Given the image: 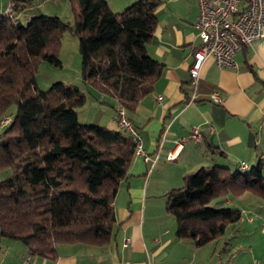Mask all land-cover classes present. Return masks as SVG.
Segmentation results:
<instances>
[{
  "label": "trees",
  "instance_id": "16d2710c",
  "mask_svg": "<svg viewBox=\"0 0 264 264\" xmlns=\"http://www.w3.org/2000/svg\"><path fill=\"white\" fill-rule=\"evenodd\" d=\"M81 76L133 112L162 72L146 44L157 25L160 0H135L113 11L106 0H71ZM29 0H9L0 14V118L17 108L0 133V236L19 239L31 253L54 259L59 243L100 245L112 235L113 199L135 156L133 136L118 127L80 123L86 101L76 85L55 81L38 87L41 60L60 65L58 36L67 28L58 16L37 14L27 24L12 13ZM111 105V104H110ZM116 108V106H115ZM249 191L264 200V165L247 172L201 166L166 193L176 235L203 245L241 218L235 207H213L217 197Z\"/></svg>",
  "mask_w": 264,
  "mask_h": 264
},
{
  "label": "crops",
  "instance_id": "0c3cea01",
  "mask_svg": "<svg viewBox=\"0 0 264 264\" xmlns=\"http://www.w3.org/2000/svg\"><path fill=\"white\" fill-rule=\"evenodd\" d=\"M106 1L121 11L135 0ZM7 10L6 0H0V14ZM154 11L157 25L146 50L162 72L153 90L127 112L149 158L135 154L128 176L119 182L110 241L59 243L50 259L31 253L19 239L0 236V264H264V215L237 199L259 204L250 194L259 196L249 191L235 199L227 195L225 203L238 208L241 218L203 245L177 237L175 219L166 210V193L201 166L247 172L258 162L264 165V37L239 48L232 67H218L206 57L194 85L189 69L200 44L194 24L197 1L160 0ZM19 12L12 13L14 20L20 21ZM213 91L223 96L222 103L211 99ZM103 96L111 104L104 123L118 127L117 100ZM193 127L200 140L189 136ZM181 138L178 155L168 160L174 140Z\"/></svg>",
  "mask_w": 264,
  "mask_h": 264
},
{
  "label": "built area",
  "instance_id": "2783aa9c",
  "mask_svg": "<svg viewBox=\"0 0 264 264\" xmlns=\"http://www.w3.org/2000/svg\"><path fill=\"white\" fill-rule=\"evenodd\" d=\"M198 12L195 27L198 30L200 44L193 51V61L189 72L192 83L196 81L204 59L211 56L218 67L235 65L234 53L243 45L264 37V0H196ZM214 102L222 103L224 98L218 91L210 95ZM11 115H4L0 125L11 121ZM115 121L119 129L133 136L136 143L135 154L149 157L142 149L141 137L132 120L122 107L116 109ZM189 136L200 140L197 127L191 128ZM185 138L174 140V147L167 152L168 160L174 159L181 149Z\"/></svg>",
  "mask_w": 264,
  "mask_h": 264
},
{
  "label": "rangeland",
  "instance_id": "374dc122",
  "mask_svg": "<svg viewBox=\"0 0 264 264\" xmlns=\"http://www.w3.org/2000/svg\"><path fill=\"white\" fill-rule=\"evenodd\" d=\"M8 2L9 0H6V6L9 5ZM19 13V19L22 24H27L29 17L37 14L58 16L62 22L67 24L68 27L58 36L56 47V52L61 64L53 65L45 60H41L36 68L37 85L42 90H46L50 84L55 81H62L66 84L78 86L86 95L85 103L76 109V111H78V121L85 124L104 125L106 115L110 109V105L108 104L110 99L108 96H103L102 92H99L98 90L96 91L92 87L87 89L82 81L78 37L74 32L75 14L73 2L71 0H29L26 8ZM16 108V104L12 103L9 106L6 115H11L13 117ZM5 126L0 125V133ZM108 126L114 127L111 123H109ZM9 174V169L0 171V180ZM250 195L257 199L259 204L256 202L248 203V200H240V198H237L239 201L238 204L242 206H253L255 214L264 215V201L252 194ZM228 197H231L232 199L236 198V196L233 195H229ZM226 198L227 196L214 198L210 202V205L213 207H233V205L225 203L224 200ZM234 204L236 205V203Z\"/></svg>",
  "mask_w": 264,
  "mask_h": 264
}]
</instances>
